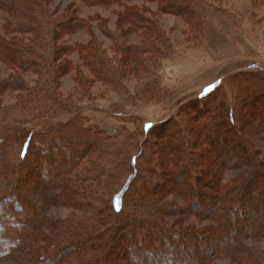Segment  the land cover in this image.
<instances>
[{
    "label": "trees",
    "instance_id": "obj_1",
    "mask_svg": "<svg viewBox=\"0 0 264 264\" xmlns=\"http://www.w3.org/2000/svg\"><path fill=\"white\" fill-rule=\"evenodd\" d=\"M79 1L110 5L135 0ZM158 1L161 10L175 12L184 5L196 13L193 0ZM0 7L19 20L17 29L34 33L30 39L34 44L17 39L8 44L0 39L5 62L37 70L33 87L18 95L15 107L17 114H27L38 122L17 137L14 159L19 165H0V174L9 186L0 197V240L7 244V251L21 248L11 264H208L207 258L221 252L231 256L230 238L252 233L242 226L238 235L232 227L244 224L253 210L264 211V158L248 139V128L240 123L251 117L264 129V68L236 71L228 76L226 90L219 84L198 93L175 116L152 122L136 135L123 136L119 147L77 111L69 109L63 120L52 119L53 109L64 103L57 93L59 73L69 64L66 60L56 66L55 57L75 49L84 60L93 55L102 61L91 40L61 47L54 45L56 35L88 29L94 19L103 28L106 19L80 17L69 6L54 16L48 0H0ZM139 9L136 4L124 5L123 13L116 12H120L116 22L133 25L143 21ZM36 34L41 35L38 43ZM208 151L219 160L218 168L206 163ZM236 164L243 166L242 177L223 183L221 174L238 168ZM96 178L101 182L87 187ZM29 184L55 188L61 203L83 205L85 214L57 220L39 216L37 206L24 207L31 200ZM204 192L209 200H200ZM171 195H184L187 205L177 211L159 207ZM192 206L199 212L189 209ZM152 208L158 217L144 219L142 214ZM161 213L165 214L160 217ZM165 215L209 219L216 224L218 236L206 227L181 230L177 223L164 226L161 218ZM43 224L47 231L41 230Z\"/></svg>",
    "mask_w": 264,
    "mask_h": 264
},
{
    "label": "rangeland",
    "instance_id": "obj_2",
    "mask_svg": "<svg viewBox=\"0 0 264 264\" xmlns=\"http://www.w3.org/2000/svg\"><path fill=\"white\" fill-rule=\"evenodd\" d=\"M193 2L196 13L184 5L177 6L175 12L161 10L158 0L124 1V5L136 4L145 18L132 25L122 20L121 24L116 22V16L123 13L124 9V5L119 3L88 5L79 0H48L49 10L54 16L69 6L68 9L80 17L93 19L92 16L99 15L106 19L103 28L94 19L89 22L88 29L56 35L54 45L61 47L85 44L91 40L102 61H97L93 55L84 60L75 49L55 57L56 66L66 60L69 64L59 73L57 88V93L65 104L61 103L53 109L52 119L63 120L68 116L69 109L71 112L77 111L86 123L98 126L121 147L125 140L123 136L136 135L142 127L152 122L175 116L179 108L198 93L219 84L226 90L228 76L236 71L264 68V0ZM117 11L120 12L116 13ZM189 16L194 18L187 20ZM18 24L20 22L16 17L0 7V39L6 43L17 39L23 44H34L33 40L30 41L34 33L17 29ZM35 37L36 43L40 42L41 35L36 34ZM42 39L48 41V37ZM2 53L0 50V136L3 138V144L0 145V165H19L14 159L17 137L21 134L20 131L35 125L38 120L28 119L31 117L27 114H17L15 104L18 95H24L21 92L33 87L37 70L10 66L5 62ZM152 92L158 93L151 94ZM248 118V122L240 118V123L248 128V139L258 149L259 156L264 158V129L258 127L251 117ZM204 159L213 169L220 165L211 151L205 153ZM86 165L87 163L84 167ZM236 166L238 168L226 169L221 174L223 183L242 177L243 166ZM28 179L32 181L31 176ZM76 181L79 182L78 178ZM240 181L241 178L238 182ZM84 182L91 183L86 179ZM100 182L96 178L95 183L87 187L92 188ZM167 184H170L169 181ZM28 189L31 200L24 207L28 208L31 204L37 206L39 216L57 220L78 218L85 214L86 207L83 205L61 203L55 196V188L46 189L37 184H29ZM8 190L9 186L0 174V197ZM211 193L212 191L209 194ZM183 196H168L159 203V207L177 211L187 205ZM205 197L206 192L200 200ZM189 209L195 211L198 208L192 206ZM148 210L142 214L146 216L144 219L154 220L155 216L158 217L152 213L153 208ZM253 211L244 222L241 220L244 224L239 223L237 227H232L241 235L244 226L252 231L251 235H244L245 238L241 239L231 237L233 254L230 256L221 252L207 258L208 264H264V211ZM206 215L209 216L207 212ZM161 222L164 226L177 223L181 225V230H188L186 227H193L194 230L206 227L213 236L218 231L211 220L198 219L196 216L165 215ZM40 228L47 231L46 224ZM237 234L234 236H238ZM215 236H218V232ZM7 247L1 239L0 264H11L21 249L11 248L7 251Z\"/></svg>",
    "mask_w": 264,
    "mask_h": 264
}]
</instances>
